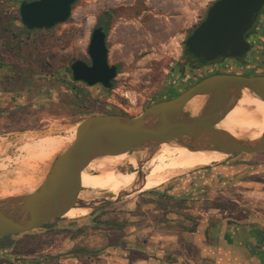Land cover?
<instances>
[{"label":"rangeland","instance_id":"374dc122","mask_svg":"<svg viewBox=\"0 0 264 264\" xmlns=\"http://www.w3.org/2000/svg\"><path fill=\"white\" fill-rule=\"evenodd\" d=\"M22 1L0 0V28L9 22L11 30L18 36L15 38L10 34L0 45V61L6 64L0 69V144L8 142L9 138H21L15 137V134L26 130L54 136L42 137L41 142L35 136L29 137L27 143L37 141L12 147L8 153H4L1 148L0 196L30 191L27 181H35L37 185L48 162L63 149L66 138L71 136L74 128L70 125L94 115L79 109L76 105L77 97L83 98L85 102L88 97L97 100V104L92 105L95 111H124L137 115L148 105L173 98L171 93L174 89L178 93L184 91L207 75L236 73L252 76L264 72L263 68L246 63L248 60L239 64L229 59L196 67L188 65L186 70L181 71L186 77L179 81L178 69L184 65L185 60V40L191 29L203 21L216 0H80L74 5L67 22L51 30H35L32 33L26 32L19 20ZM105 14L111 15L107 30L109 62L118 66V76L110 90L101 85L88 86L82 82H78V89H74L71 85L75 81L69 69L70 61L73 58L91 61L88 48L92 33L96 27L101 26ZM15 64L17 66L14 67ZM18 76L22 77V81ZM190 112H195V109ZM47 140H52L57 148L51 156L39 158L32 163L30 158L34 149L38 143ZM127 155L129 163L127 161L126 164L131 165L121 166L124 167L121 170L130 174L137 169L135 161L138 158L137 155ZM30 162L31 167L28 165ZM220 163H256L255 168L262 170L254 179L256 183L248 180H222L209 189V196L214 197L212 199L223 200L227 204L228 209L223 213L235 216L243 208L264 214V155L239 154L217 164ZM193 172L174 174L173 179L153 190L166 192L174 180L182 185H190L193 182L192 178L188 179V174ZM4 181H9V185L2 187ZM153 196L158 195L144 190L125 202L105 207L99 220L110 222L116 219L118 222L137 223L131 220L141 215H132V212L137 211L138 206L144 212L143 206L151 204ZM208 205L202 204L201 211H209ZM236 206L238 208L234 209ZM92 214L94 212L78 218H60L51 227L32 231L34 238L32 244L25 248L26 257H38L67 239L63 234H53L51 230L67 227L70 221L89 218ZM105 234L98 233L95 239L97 247L103 244ZM113 235L119 237L116 231ZM69 257L72 258V255ZM99 257L98 251L91 258L84 255L88 263L103 264Z\"/></svg>","mask_w":264,"mask_h":264},{"label":"water","instance_id":"95a60500","mask_svg":"<svg viewBox=\"0 0 264 264\" xmlns=\"http://www.w3.org/2000/svg\"><path fill=\"white\" fill-rule=\"evenodd\" d=\"M79 1L23 0L19 7L21 23L29 31L51 30L70 19L73 7ZM263 7L264 0H216L185 42L189 58L183 62L182 69L186 70L188 65L196 67L245 57L253 47L249 36ZM107 38L106 30L102 26L96 27L88 48L90 63L77 58L70 61L75 82L113 88L118 66L109 62ZM245 91L264 101V74H213L173 98L146 107L137 115H90L70 125L77 128L76 135L48 162L35 188L0 196V239L40 229L54 220L67 217L73 208L88 209L90 214L131 199L144 191L148 164L164 144L221 153L225 155L223 160L239 154L264 152V133L257 139H250L217 129ZM195 98H202L203 103L200 110L193 114L189 105ZM17 136L23 138H9L8 142L0 144L4 153L12 147L27 144L29 137L35 136L38 140L54 135L26 130L15 134ZM120 154L137 155L136 184L118 194L102 191L89 199L82 198L83 172L95 160ZM150 192L168 196L153 189Z\"/></svg>","mask_w":264,"mask_h":264},{"label":"crops","instance_id":"0c3cea01","mask_svg":"<svg viewBox=\"0 0 264 264\" xmlns=\"http://www.w3.org/2000/svg\"><path fill=\"white\" fill-rule=\"evenodd\" d=\"M250 42L253 47L247 58L248 64L264 69V18L259 20L258 29ZM255 167L249 164H216L188 174L192 184L182 185L174 180L176 182L173 181L166 192H161L168 195L161 197L188 199L187 206L195 207L194 211L203 216L194 232L182 229L188 223L183 215L175 212L165 215L151 203L143 206L148 213L134 217L136 219L131 221L137 223L127 226L122 235L115 237L118 242L121 240L122 245H109L111 233L105 232L103 244L97 247L95 239L100 232H95L76 240L67 238L38 257H26V253L22 256L11 254V249L0 243V264H51L53 257L67 254L80 246L87 248L85 253L98 251L103 264H264L263 213L247 209L250 213L246 217L242 216L243 208L235 216L225 212L219 214V209L199 210L206 200H214L209 196V189L216 182L248 180L254 183L255 177L262 171ZM211 217H217L219 221L211 225ZM81 220L84 221H80L78 227L93 225L91 219ZM130 250H134L136 255ZM68 256H61L56 263L70 264L72 261L71 264H82L73 254L72 258Z\"/></svg>","mask_w":264,"mask_h":264},{"label":"bare ground","instance_id":"6f19581e","mask_svg":"<svg viewBox=\"0 0 264 264\" xmlns=\"http://www.w3.org/2000/svg\"><path fill=\"white\" fill-rule=\"evenodd\" d=\"M202 103V98H195L189 105V111L195 109L193 114H196L200 110ZM217 129L228 131L240 138H259L261 134L264 133V101L252 97L245 91L237 105L228 113L224 120L218 124ZM76 133L77 128H74L70 133L71 136L66 138L64 146L68 141L73 140ZM1 139L3 140V138ZM36 141L37 140L28 142L26 145ZM51 141L38 143L39 145L37 147L36 145L34 146L36 149H34V154L32 153L33 151L31 152L33 154V156L30 155L32 158L28 156L32 160V163H35V160L39 158L51 156L53 154L57 145ZM224 156L225 155L217 152L196 151L185 147L164 144L148 164V173L143 190H152L163 185L169 181V178L178 172L209 166L215 162H219L224 159ZM25 161L27 162V160ZM127 161V154L108 156L93 161L82 174L84 191L81 193V197L89 199L102 191L118 194L120 191L128 189L136 184V171L126 174L122 170H118L121 166L126 165ZM135 162L138 166V159ZM28 165L31 167V162ZM27 182L29 183L27 187L33 190L35 188V181ZM7 185H9V181H4L2 187ZM17 185L19 186L18 183ZM10 194H12V192ZM88 212V209L73 208L66 216L69 218H78L88 214Z\"/></svg>","mask_w":264,"mask_h":264},{"label":"trees","instance_id":"16d2710c","mask_svg":"<svg viewBox=\"0 0 264 264\" xmlns=\"http://www.w3.org/2000/svg\"><path fill=\"white\" fill-rule=\"evenodd\" d=\"M29 1H32V0H29ZM110 18H111L110 14H105L101 20V26L106 30V32H107V30H109V19ZM19 20L21 21L20 16H19ZM199 24L195 25L191 29L190 34L188 36H190L193 33V31L198 27ZM22 27L28 33L33 32V31L27 30V28L23 24H22ZM11 28H12V25L9 22L2 29L0 28V45L3 44V42H2L3 39L9 37L10 34L13 35L15 38H18V36L11 30ZM187 38H186V40H187ZM186 40H185V42H186ZM188 58H189V55L186 54V52H185V60ZM246 63H248V62H246ZM206 65H209V63ZM4 66H6V64L3 63L2 61H0V69L3 68ZM13 66L15 67V66H17V64H15ZM118 70H119V68H118ZM178 71H179L178 75L180 77L179 81H181L180 79L186 77V75L183 76L181 74V71H182L181 67L178 69ZM263 74H264V72H263ZM207 76H210V75H207ZM207 76H205V77H207ZM205 77H203V78H205ZM18 78L20 79V81H22L21 76H18ZM203 78L195 81L191 85L197 83L198 81L202 80ZM77 83L78 82H74L71 84L74 89H78ZM191 85H189L188 87H190ZM172 87L175 88V86H172ZM188 87H186V88H188ZM102 88H104V87L102 86ZM104 89L110 90L107 88H104ZM174 90L171 93L172 94L171 97L177 96L178 94H180L182 92L181 91L178 93L177 91H174ZM96 104H97V100H95L91 97H88L86 99V102L84 101L83 98L77 97L76 105L79 107L80 110H82L86 114H94V115L95 114L96 115L97 114L98 115H100V114H122V115H127V113L124 111H115V112L114 111H110V112L95 111L92 109V105H96ZM148 106H150V105H148ZM242 155H247V154H242ZM262 155H264V152L253 154V156H262ZM248 164L257 166L256 163H253V164L248 163ZM262 164L264 166V163H262ZM153 197H154V199L151 200L150 203H154L157 208H160L163 211L162 212L163 214L166 215L168 213L175 212L177 214L184 216V218L188 221V223L186 225L182 226V229L184 231H190V232L196 231V229L199 226L203 216L201 214H197V212L194 211V209H196L195 207L193 208V207L187 206L188 199H186L184 197H181V198H174V197L166 198V197H161V196H153ZM205 203L209 204L207 207L208 210L209 209H219L220 212H223L224 210L228 209V207H226L227 204L223 200H218V199L206 200ZM237 208L238 207L236 206V208H234V209H237ZM139 209H141V206H138V210L135 212H132V215H136V216L137 215H144V214L149 212V211L141 212V210H139ZM105 210H106V208L98 210V211L94 212V214H92L89 218H87V219L92 220L93 225H91V226L88 225V226L78 227L77 224L80 221L82 222L84 220H74V221L69 222L70 223L69 227L56 228V229H53L51 231L55 235L63 234L65 237H67L71 240H76L80 236H89L90 233H95V232H100V233L104 232L105 233L108 231L111 233L109 245H111V246L122 245L121 240L118 242L117 239L115 238V236L113 235V233L116 231V233H118L119 235L120 234L122 235L124 233L125 228L129 225H132V223L127 222V221L118 222L116 219H113L110 222H102L99 220V217L102 214V212ZM199 210H201V208ZM243 211H242V213H244V214L241 213L242 216L247 217L250 213L247 209L246 210L243 209ZM56 221L57 220H54L53 222L42 226L40 229L51 227V225H53ZM218 221H219V219H217V217H211V220H210L211 225L216 224ZM33 235H34V233L32 231L28 232L26 234L10 235V236H6V237L0 239V243L3 244L4 246H7L10 248L11 254H13L15 256H22L25 253V248L32 244L33 238H34ZM85 251H87L86 247H84V246L77 247L76 249H73L71 251V253L62 254V255H59L57 257H53L52 258L53 263H51V264H58L56 262L58 261V259L61 256L72 255V254L74 256L78 257L81 260L82 264H91V263H88L86 261V259L84 258V255H88L89 258H91L95 252L85 253ZM130 252H131V254H133L134 250H130ZM133 255H136V254H133Z\"/></svg>","mask_w":264,"mask_h":264},{"label":"flooded vegetation","instance_id":"af4514ba","mask_svg":"<svg viewBox=\"0 0 264 264\" xmlns=\"http://www.w3.org/2000/svg\"><path fill=\"white\" fill-rule=\"evenodd\" d=\"M261 18H264V7L262 8V10H261V12H260V15H259V18H258L256 24L254 25L253 29H252L253 32H252V33L250 34V36H249V41H251L254 32L257 31V29H258V24H259V20H260ZM247 58H248V57H247V55H246L245 57H243V58L240 59V60H236V59H234V60H235V62L241 64V63L245 62L246 60H248ZM184 61H185V60H184ZM246 62H247V61H246ZM89 63H90V62H89ZM213 63H216V62H213ZM213 63H211V64H213ZM209 64H210V63H209ZM198 66H202V65H198ZM69 69H70V68H69ZM181 69H182V68H181ZM70 72H71V71H70Z\"/></svg>","mask_w":264,"mask_h":264}]
</instances>
